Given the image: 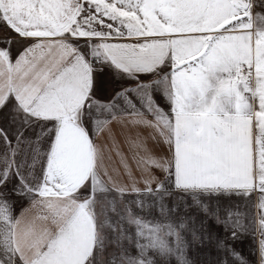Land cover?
<instances>
[{"label": "snow or ice", "instance_id": "6c2138e0", "mask_svg": "<svg viewBox=\"0 0 264 264\" xmlns=\"http://www.w3.org/2000/svg\"><path fill=\"white\" fill-rule=\"evenodd\" d=\"M253 196L264 264V0H0V264H249Z\"/></svg>", "mask_w": 264, "mask_h": 264}, {"label": "rangeland", "instance_id": "374dc122", "mask_svg": "<svg viewBox=\"0 0 264 264\" xmlns=\"http://www.w3.org/2000/svg\"><path fill=\"white\" fill-rule=\"evenodd\" d=\"M237 201L233 200L232 203H236ZM241 209L240 222L247 229L243 236V243L237 245V250L241 251L243 255L249 261V264H256V256L252 254L253 250L256 248L259 240L257 237V228H256V215H255V204H254V196L251 201L241 200L238 202ZM245 204H247V209L245 208ZM97 212L100 211L99 206H97ZM248 213L245 216V213ZM114 246L108 249V254H111L114 251ZM104 257H101V264H103Z\"/></svg>", "mask_w": 264, "mask_h": 264}, {"label": "crops", "instance_id": "0c3cea01", "mask_svg": "<svg viewBox=\"0 0 264 264\" xmlns=\"http://www.w3.org/2000/svg\"><path fill=\"white\" fill-rule=\"evenodd\" d=\"M256 201H257V197L254 196L255 215H256V224H257L256 228H257V234H258L257 237H258V240H260V234L258 231L259 214L260 213L257 210ZM21 207L26 209V211H24L22 216L20 215ZM16 215H17V218L19 219V224L17 226V229L21 233L24 232L28 228H33V229H35V231L39 232L44 227H51V220L50 219L47 221L42 220V219H38V217L48 215V209L40 203H37L34 206L28 204L27 202H22L21 204H17ZM257 259L258 258L256 256V260ZM256 264H257V262H256Z\"/></svg>", "mask_w": 264, "mask_h": 264}]
</instances>
